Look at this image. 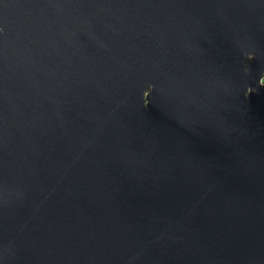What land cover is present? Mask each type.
<instances>
[{"label":"water","instance_id":"water-1","mask_svg":"<svg viewBox=\"0 0 264 264\" xmlns=\"http://www.w3.org/2000/svg\"><path fill=\"white\" fill-rule=\"evenodd\" d=\"M264 0H0V264H264Z\"/></svg>","mask_w":264,"mask_h":264},{"label":"rangeland","instance_id":"rangeland-1","mask_svg":"<svg viewBox=\"0 0 264 264\" xmlns=\"http://www.w3.org/2000/svg\"><path fill=\"white\" fill-rule=\"evenodd\" d=\"M262 82L264 83V77H263V80H262Z\"/></svg>","mask_w":264,"mask_h":264}]
</instances>
